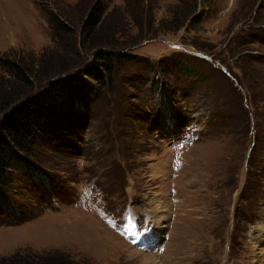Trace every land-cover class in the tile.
I'll return each instance as SVG.
<instances>
[{"label":"rangeland","instance_id":"374dc122","mask_svg":"<svg viewBox=\"0 0 264 264\" xmlns=\"http://www.w3.org/2000/svg\"><path fill=\"white\" fill-rule=\"evenodd\" d=\"M96 2L126 57L87 121L63 112L0 191V258L264 264V0ZM92 3L0 0V60L70 58L54 18Z\"/></svg>","mask_w":264,"mask_h":264},{"label":"trees","instance_id":"16d2710c","mask_svg":"<svg viewBox=\"0 0 264 264\" xmlns=\"http://www.w3.org/2000/svg\"><path fill=\"white\" fill-rule=\"evenodd\" d=\"M91 1L92 6L82 9V13L80 9V15L75 14L74 19L66 16L61 20L58 15L54 18V39L58 45L64 44L63 50H70V58L66 59L65 53L56 50L61 57L49 62L42 54L34 66L24 59L3 57L0 60L6 69V74L0 75V191L12 182L15 170L22 168L18 163L29 161L33 146L58 132L53 126L61 124L63 112L72 110L80 116V123L87 121V113L94 108L103 91L114 83L115 58L126 57L122 49L127 47L123 43L118 46L117 36H123L125 30L123 25H118L110 30L108 38L101 37L100 28L112 13L105 15L101 3ZM73 7L80 8V4ZM79 43L85 45V52H75ZM92 49L97 50L101 63L88 57ZM38 68L47 72L45 76L39 78ZM54 255V259L52 254L33 256L37 260L28 263L19 251L1 257L0 264H69L64 252L56 251Z\"/></svg>","mask_w":264,"mask_h":264},{"label":"bare ground","instance_id":"6f19581e","mask_svg":"<svg viewBox=\"0 0 264 264\" xmlns=\"http://www.w3.org/2000/svg\"><path fill=\"white\" fill-rule=\"evenodd\" d=\"M162 220V219H161ZM155 224V223H154ZM155 227V226H154ZM151 231V230H150ZM149 234V233H148ZM110 239V238H109ZM149 240L150 241H152V242H150V243H153L154 242V238H153V236H149ZM116 243V242H115ZM119 245V244H118ZM119 248V247H118Z\"/></svg>","mask_w":264,"mask_h":264}]
</instances>
